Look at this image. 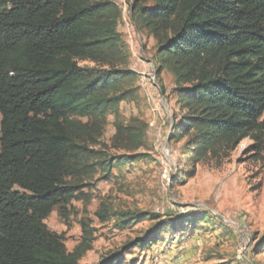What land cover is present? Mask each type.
<instances>
[{"label":"trees","instance_id":"16d2710c","mask_svg":"<svg viewBox=\"0 0 264 264\" xmlns=\"http://www.w3.org/2000/svg\"><path fill=\"white\" fill-rule=\"evenodd\" d=\"M130 14L155 41L157 75L173 77L168 142L187 139L191 167L221 163L245 139L264 151V0H132ZM120 17L115 0H0V264H78L91 248L89 225L81 221V243L68 252L45 220L54 209L69 216L84 178L140 159L130 154L144 144V124L119 113L136 77L122 68ZM110 116L113 147L129 155L97 149ZM95 216H117L120 230L150 219L104 204ZM160 231L98 264H123L130 247L149 249Z\"/></svg>","mask_w":264,"mask_h":264},{"label":"rangeland","instance_id":"374dc122","mask_svg":"<svg viewBox=\"0 0 264 264\" xmlns=\"http://www.w3.org/2000/svg\"><path fill=\"white\" fill-rule=\"evenodd\" d=\"M115 3L121 12L117 31L128 56L122 68L136 74L124 87L132 96L120 104L119 113L124 122L137 119L144 124V144L130 154L140 159L84 178L69 216L63 219L54 209L45 226L64 236L72 252L82 240L81 221L89 225L91 248L78 264H98L122 254L123 246L156 229H161L159 242L147 250L130 247L123 264H264V251H254L264 241V151L254 150V141L245 139L221 163L207 160L191 167L184 154L187 139L168 142L172 118L178 116L173 77L167 71L157 75L156 44L134 24L132 0ZM113 122L110 116L97 149L110 157L129 155L113 147ZM101 204L112 212L144 213L150 219L120 230L117 216L97 219ZM180 215L186 224L170 228ZM239 231H244V259Z\"/></svg>","mask_w":264,"mask_h":264},{"label":"built area","instance_id":"2783aa9c","mask_svg":"<svg viewBox=\"0 0 264 264\" xmlns=\"http://www.w3.org/2000/svg\"><path fill=\"white\" fill-rule=\"evenodd\" d=\"M243 237H244V231H239V237L238 238L240 239V244H241V256L244 259V253H245L246 249L243 246Z\"/></svg>","mask_w":264,"mask_h":264}]
</instances>
